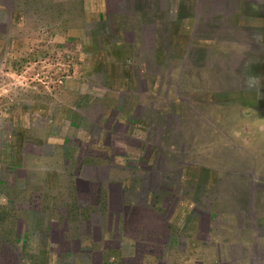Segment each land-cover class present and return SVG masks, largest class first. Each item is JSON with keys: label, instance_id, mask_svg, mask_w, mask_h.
Instances as JSON below:
<instances>
[{"label": "rangeland", "instance_id": "obj_1", "mask_svg": "<svg viewBox=\"0 0 264 264\" xmlns=\"http://www.w3.org/2000/svg\"><path fill=\"white\" fill-rule=\"evenodd\" d=\"M210 2L0 0V264H59L40 254L50 247L41 235L17 238L38 230L42 223L33 220L38 222L41 207L53 211L65 203L66 170L73 175L82 165L114 163L127 181L135 177L138 183L150 167L165 164L150 159L154 143L183 137L207 144L187 143L191 154L200 147L208 155H228L224 165L207 157L213 169L231 163L247 169L245 159L230 160L236 154L230 137L237 138L230 127L243 123L239 138H247L246 122L264 118V0H221L217 13ZM145 19L158 25L157 59L148 44L142 46ZM206 40L213 41L207 49ZM174 41L188 46L185 64L184 48H169ZM168 74L178 78L168 80ZM253 75L260 92L247 84L248 76L257 83ZM143 89L162 94L128 92ZM120 91H126L123 104ZM137 100L145 106L142 113L133 111ZM194 122L206 127H184ZM178 160L171 166L180 168ZM84 190L85 200L90 189ZM256 200H263L261 190ZM70 214L79 218L77 208Z\"/></svg>", "mask_w": 264, "mask_h": 264}, {"label": "crops", "instance_id": "obj_2", "mask_svg": "<svg viewBox=\"0 0 264 264\" xmlns=\"http://www.w3.org/2000/svg\"><path fill=\"white\" fill-rule=\"evenodd\" d=\"M210 1L212 13H217L221 0ZM145 21L140 25L142 46L148 44L157 59L158 25ZM212 42L204 41L205 49ZM135 43L141 45L138 40ZM169 48L180 53L184 48L181 61L185 64L188 46L174 41L169 43ZM213 75L215 77V74L210 77ZM177 78L168 74V80ZM158 79L156 74L155 80ZM145 80L146 72L142 78ZM246 80L248 86L260 92V79L253 75L252 81L257 83L252 85L249 76ZM161 82H164V77ZM169 91L168 84L164 92L167 98ZM128 92L135 97L152 95L158 98L162 94L160 90L155 93L150 89ZM119 94L123 104L126 91ZM133 106L135 110L131 108L126 112L142 113L145 110L138 100ZM153 107L154 103L150 102V109ZM196 123L184 127H206L203 122ZM221 125L225 126L222 122ZM246 125L247 138H239V128L243 123L236 122L230 127L237 138L230 137L234 145L231 148L236 154L230 153L229 157L232 162L235 157L248 162L243 172L238 171L233 163L230 170L210 167L207 157L220 161V165L226 163L228 155L221 152L208 155L200 152L198 147V153L191 154L188 147L191 142L207 145L201 138L183 137L173 143L160 139L154 143L155 147L151 145L150 159L165 160V164L162 163L161 169L150 167L147 176L141 174L138 183L135 177L127 181L123 177L124 171L114 163L82 165L73 175L66 170L70 177V192L68 190V194L61 195L60 199L65 203L53 211H47L46 206L41 207L44 212L38 216V222L33 220L35 224L42 223L38 230L22 233L17 240L27 242L33 240L30 234L41 235L39 238L48 241L50 247L48 251L44 247L40 254L54 257L49 260L59 264H264V118L248 120ZM218 140L222 142V139H216L215 143L219 144ZM244 141L248 145L246 149L240 144ZM122 155L125 157L121 159L126 160L129 154ZM136 155L141 157L142 152H136ZM175 158L180 159L177 161L182 165L180 168L171 166ZM80 185L87 191L90 189L85 200L82 199L85 190ZM259 190L262 191V201L256 200ZM211 193L220 195L218 199L211 200L208 199ZM169 207L171 210L168 212ZM76 208L78 219L70 214ZM84 212L88 216L84 217Z\"/></svg>", "mask_w": 264, "mask_h": 264}]
</instances>
